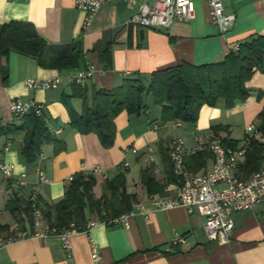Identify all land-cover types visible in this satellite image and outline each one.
<instances>
[{"label":"crops","instance_id":"1","mask_svg":"<svg viewBox=\"0 0 264 264\" xmlns=\"http://www.w3.org/2000/svg\"><path fill=\"white\" fill-rule=\"evenodd\" d=\"M192 1L195 9L192 19L175 21L163 28H140L126 24L136 5L124 0H110L101 5L86 27L84 12L73 0H0V32L4 25L18 21L35 29L45 42L48 56L68 54L74 44L83 53L76 68L43 67L37 63L33 51L9 42L5 32L0 35V51L8 49V53L0 56L2 72L6 74L4 81L0 79V125L22 122L10 109L11 100L41 102L45 105L46 125L62 143L57 152L53 142L44 143L35 161L29 164L21 154V132L0 136V160L13 165V179L25 173L27 181L15 189L10 186L12 178H0V217L8 211L6 202L10 197L28 198L40 173L48 179L39 185L41 206L61 199L69 178L78 172L88 174L93 165L101 169V173L92 174L99 182L124 170L127 190L136 195L133 213L128 214L126 221L107 223L95 214L86 213L85 225L95 223L88 232L72 236L70 252L56 236L16 237L0 242V264H264V198L249 210L233 212L231 239L217 242L207 238L205 217L196 210L188 212L180 205L166 210L154 208L157 197L176 194L178 178L166 183L163 195L147 194L139 178L140 170L150 167L156 180L168 181L173 172L168 157L172 138L180 137L186 145H192L194 135L204 140L218 135L240 143L261 133L258 126L259 114L264 111V58L261 68L245 82L248 91L245 99H236L230 107L224 105L223 99L214 106L203 105L195 124L179 121L177 126L173 121L172 136L161 132L160 123L151 117L150 107L143 101L147 106L144 114L123 110L114 118V142L106 148L95 133L82 134L70 126V112L61 99L63 94L72 93L65 77L87 64L103 70L81 83L90 94L94 89L117 86L132 72L147 84L150 73L158 69L182 62L203 65L222 61L232 51V45L264 35V0H224L225 14L235 15L224 32L212 20L205 0ZM147 2L152 4L153 0ZM58 75L63 80L56 88L30 89L25 84L28 78L48 79ZM70 104L76 112L81 111V98L71 97ZM213 126L219 129L214 131ZM133 147L137 151L133 152ZM130 153H136L139 163L138 177L131 179V183L127 176L129 166L124 165ZM211 166L210 158L200 171ZM10 215L8 221L0 220L1 224L9 225V234L24 228L30 232L27 222L23 228ZM45 225L34 219V231L44 229ZM175 234L183 235L185 242L170 245ZM92 242L99 248L97 261L91 258Z\"/></svg>","mask_w":264,"mask_h":264},{"label":"trees","instance_id":"2","mask_svg":"<svg viewBox=\"0 0 264 264\" xmlns=\"http://www.w3.org/2000/svg\"><path fill=\"white\" fill-rule=\"evenodd\" d=\"M5 32L6 38L15 46L31 50L36 55L39 65L49 68H76L82 58V50L74 44L70 53L58 56H48L44 40L29 25L11 21L2 27L0 35ZM8 53V49L0 51V56ZM1 58V57H0ZM264 58V35H259L238 44L237 51H231L222 61L203 65L182 62L173 66L155 70L150 73L147 84L137 73H129L117 86L111 89L98 88L90 94L81 84L70 83L72 93L63 94L61 99L70 112V126L79 133H95L102 146H112L115 138L114 118L123 110L129 114L141 115L147 106L142 96L147 93L153 102L160 106L162 121H181L195 124L203 105L214 106L223 99L226 107L232 106L236 99H245L248 91L245 82L253 72L260 69ZM0 63V79L5 80ZM71 97L82 99V108L78 113L71 104ZM258 131L264 132V111L259 114ZM212 129L217 131L218 126ZM23 134L21 154L26 163H33L40 153L42 145L53 142L54 151L61 149V141L53 135L45 122L44 112L37 116L30 112L22 117V122L0 125V136L8 134ZM225 145L237 146V140L222 138ZM170 143V142H169ZM169 146V144H168ZM165 155V152L164 154ZM212 157L207 150L197 151L186 157V164L191 172L197 173L206 166ZM264 163V146L254 137H249V149L245 157L235 169V175L240 180H247ZM140 182L146 193L165 194L167 182L176 181L171 172L168 181L159 182L152 174L150 167L140 170ZM99 185L101 192L95 193ZM136 195L128 192L125 171H119L111 178L101 182L92 175L82 172L75 173L66 184L61 199L53 203H43L41 211L48 227L58 230L74 224L82 229L87 221V214H95L100 219L108 220L129 212ZM6 208L12 214L16 223L24 228L28 224L30 232L34 229V217L30 209L29 199L13 195L6 202ZM25 230V228L23 229ZM9 235V225L0 223V234Z\"/></svg>","mask_w":264,"mask_h":264},{"label":"built area","instance_id":"3","mask_svg":"<svg viewBox=\"0 0 264 264\" xmlns=\"http://www.w3.org/2000/svg\"><path fill=\"white\" fill-rule=\"evenodd\" d=\"M73 1L75 6L84 12L83 26L86 27L90 24L92 16L100 6L110 0ZM124 1L136 5L135 13L127 20L126 24L140 28L168 27L175 21L192 19L195 12L192 0H153L152 4H149L147 0L142 2H137V0ZM205 1L209 6L210 15L214 23L218 25L221 32L226 31L228 26L234 22L235 15L225 14L224 0ZM237 49L238 44L231 46L232 51H237ZM102 71V69L87 64L84 68L78 69L75 73L69 74L65 78L69 83L81 84L84 80L91 78L95 72ZM62 80L63 77L59 75L48 79L28 78L25 80V84L30 89H50L58 87ZM10 109L20 118L30 112L41 116L45 105L32 100L13 99L10 101ZM176 125H179V121H176ZM249 137L241 140L237 146L225 145L222 137L218 135H214L207 140H204L199 135H194L192 145H186L180 137L172 138L168 146V157L172 164L173 174L179 180V186L174 196L157 197L153 202L154 208L156 210H166L180 205L186 208L188 212L196 210L205 217L203 227L207 238L217 242H228L234 229L232 213L240 210H249L264 198V163L245 181L240 180L235 175L237 164L244 159L249 149ZM253 137L264 146V132L258 133ZM4 149H7V147ZM203 150L211 152L212 166L208 170L193 173L186 164V157ZM132 151L135 152L136 149L132 148ZM124 165L127 166V164ZM13 169L14 167L11 163L0 160V172L5 178H12ZM87 173H101V169L98 165H93ZM72 177L69 179L71 180ZM103 177L105 178V176ZM47 181L48 179L45 175L40 173L28 196L32 216L37 222L44 224L45 220L39 199V185ZM26 184L25 173H21L17 179L12 178L10 181V186L15 189ZM132 213V210H130L116 218L104 221L107 223L119 220L126 221L128 214ZM94 223V221L88 222L82 229H78L72 223L69 228L61 230L55 227H48L47 225H45L44 229L33 232L16 230L15 234L5 239L0 238V242L6 239L15 240L16 237L46 238L56 236L61 241L63 248L70 252L72 236L80 232H88ZM184 242L185 237L183 235L175 234L169 243L173 246ZM99 256V248L92 242V260L97 261Z\"/></svg>","mask_w":264,"mask_h":264},{"label":"rangeland","instance_id":"4","mask_svg":"<svg viewBox=\"0 0 264 264\" xmlns=\"http://www.w3.org/2000/svg\"><path fill=\"white\" fill-rule=\"evenodd\" d=\"M142 98H143V101L146 102L148 104V106L150 107L151 117L156 118L158 120V122L160 123L161 132L166 133L168 136H172L173 131H174V129L172 128V124L174 122L173 121H166V122L162 123L159 106L153 102L152 96L150 94H149V96H147V93H145V94H143ZM133 148H135L136 151H137L136 147H133ZM136 153H130L129 156H128V160L125 161V164H127L129 166V171H128V175L127 176H128V180H129L130 183L132 182L131 179H136L138 177L139 163L136 162V155H135ZM0 178H3L2 174H0ZM95 191H96V193H100L101 192V189H100L99 185H97L95 187ZM0 207H2L1 204H0ZM9 216L11 217L10 212L9 211H5V212L2 213V216L0 217V220L1 221H8L7 219H8ZM5 235H7V234L6 233L5 234L1 233L0 234V238L1 239H5V237H4ZM9 235H11V234H9Z\"/></svg>","mask_w":264,"mask_h":264},{"label":"water","instance_id":"5","mask_svg":"<svg viewBox=\"0 0 264 264\" xmlns=\"http://www.w3.org/2000/svg\"><path fill=\"white\" fill-rule=\"evenodd\" d=\"M139 31H140V33H141V32H142V29H140Z\"/></svg>","mask_w":264,"mask_h":264}]
</instances>
